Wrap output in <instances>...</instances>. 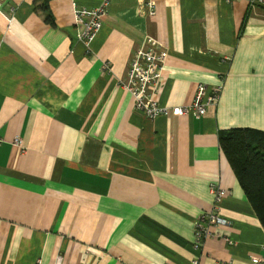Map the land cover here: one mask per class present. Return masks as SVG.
<instances>
[{
	"label": "crops",
	"instance_id": "1",
	"mask_svg": "<svg viewBox=\"0 0 264 264\" xmlns=\"http://www.w3.org/2000/svg\"><path fill=\"white\" fill-rule=\"evenodd\" d=\"M153 1L155 15L140 0H110L90 43L75 8L101 0L0 8V264L264 258V227L220 143L231 129L264 132V5ZM150 39L167 52L157 99L170 110L156 117L120 83ZM222 79L205 115L172 111ZM212 184L226 191L218 212L228 222L196 248Z\"/></svg>",
	"mask_w": 264,
	"mask_h": 264
},
{
	"label": "built area",
	"instance_id": "2",
	"mask_svg": "<svg viewBox=\"0 0 264 264\" xmlns=\"http://www.w3.org/2000/svg\"><path fill=\"white\" fill-rule=\"evenodd\" d=\"M6 0H0V8ZM98 7L76 6L75 23L81 28V40L90 43L96 32L102 25L101 17L107 13L110 0H101ZM148 8L150 15L156 14V4L153 0H140ZM251 5H264V0H250ZM167 52L164 46L157 40L150 39L148 44L141 47L134 54L126 77L120 81L134 98L135 108L142 110L149 117L160 114H168L169 108L159 104L157 95L160 92L161 78L166 61ZM212 90L204 83L197 86L194 101L189 106L176 107L172 111L176 114L193 113L195 116H203L211 105L217 104L223 90V81ZM17 145L21 144L16 139ZM211 190L215 195V208L212 212L204 214L195 225V246L200 248L204 240L211 234L210 225L226 224L228 221L219 215V204L226 195V191L218 184H212ZM254 264H264V258L253 257ZM62 256H58L54 264H62ZM192 264H200L198 259Z\"/></svg>",
	"mask_w": 264,
	"mask_h": 264
},
{
	"label": "trees",
	"instance_id": "3",
	"mask_svg": "<svg viewBox=\"0 0 264 264\" xmlns=\"http://www.w3.org/2000/svg\"><path fill=\"white\" fill-rule=\"evenodd\" d=\"M220 143L264 227V132L235 128L222 133Z\"/></svg>",
	"mask_w": 264,
	"mask_h": 264
}]
</instances>
